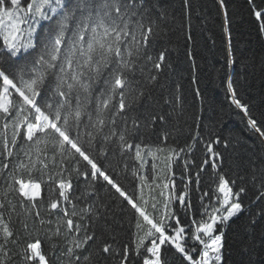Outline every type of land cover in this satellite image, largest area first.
I'll use <instances>...</instances> for the list:
<instances>
[{"label":"snow or ice","instance_id":"1","mask_svg":"<svg viewBox=\"0 0 264 264\" xmlns=\"http://www.w3.org/2000/svg\"><path fill=\"white\" fill-rule=\"evenodd\" d=\"M249 3L264 33V0ZM166 20L159 0H0V264H169L168 252L181 264H229L227 231L249 189L218 171L214 145L227 148L226 139L204 141L197 124L191 143L168 144L165 109L182 98L162 80L167 50L156 41ZM228 92L247 115L231 80ZM247 123L264 138L256 119ZM200 142L207 158L195 183L208 166L216 179L194 206L169 173ZM149 158L151 174H141ZM129 173L138 182L131 191L119 179ZM257 179L264 204V170L254 188ZM248 227L264 228V207Z\"/></svg>","mask_w":264,"mask_h":264},{"label":"trees","instance_id":"2","mask_svg":"<svg viewBox=\"0 0 264 264\" xmlns=\"http://www.w3.org/2000/svg\"><path fill=\"white\" fill-rule=\"evenodd\" d=\"M254 3L261 5L262 0H254ZM159 4L167 13L163 31L156 41L158 50H167L169 67L162 80L166 81L169 91L182 98L175 110L171 107L165 109L170 113L165 127L173 130L168 144L183 147L191 143L190 135L197 124L204 141L217 136L228 141L227 148L223 143L214 145L216 151L223 153L218 171L235 180L237 190L240 186L249 189L245 212L231 223L227 231L231 247L229 264H264V239L261 237L264 228L257 227L252 233L248 227L250 214L258 213L259 208L264 207L255 201L254 196L259 180L255 188L252 182L253 174L259 177L264 170V138L247 123L248 116H251L264 128V33L260 31L249 0H225L227 17L218 0H189L190 8L185 7L184 0H159ZM229 51L235 61L231 66L227 63ZM230 80L237 98L248 107L247 115L231 103ZM153 143L161 141L154 138ZM205 158V144L197 143L190 153L180 154L169 173L177 194L188 185V195L194 206L199 205L203 192L215 189L213 181L216 177L210 166L201 173L200 184L195 183V173ZM109 160L116 165V159L110 157ZM185 160L190 162L187 169ZM128 163L130 167L137 166L135 161L129 160ZM152 163L149 158L141 174H151ZM155 163L156 171L160 173L164 164L160 160ZM119 179L129 191L138 185V182L134 184L130 173L127 180L123 175ZM160 182L158 179L157 183ZM42 189V198L48 197L47 187L42 186ZM100 195L107 198L103 189ZM119 238L126 240L127 236L121 231ZM246 245L251 249L247 254L242 251ZM165 259L169 264H181L172 252L165 253Z\"/></svg>","mask_w":264,"mask_h":264},{"label":"rangeland","instance_id":"3","mask_svg":"<svg viewBox=\"0 0 264 264\" xmlns=\"http://www.w3.org/2000/svg\"><path fill=\"white\" fill-rule=\"evenodd\" d=\"M144 194H145V197L147 198V196L149 194V189L147 187H145V189H144Z\"/></svg>","mask_w":264,"mask_h":264}]
</instances>
